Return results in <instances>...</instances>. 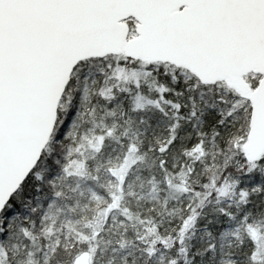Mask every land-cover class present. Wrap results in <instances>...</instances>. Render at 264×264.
<instances>
[{
  "label": "snow or ice",
  "instance_id": "obj_1",
  "mask_svg": "<svg viewBox=\"0 0 264 264\" xmlns=\"http://www.w3.org/2000/svg\"><path fill=\"white\" fill-rule=\"evenodd\" d=\"M0 264H264V0H0Z\"/></svg>",
  "mask_w": 264,
  "mask_h": 264
}]
</instances>
